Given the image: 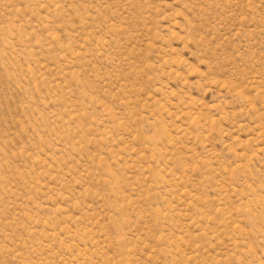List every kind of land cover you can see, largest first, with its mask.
Masks as SVG:
<instances>
[{
    "label": "rangeland",
    "instance_id": "1",
    "mask_svg": "<svg viewBox=\"0 0 264 264\" xmlns=\"http://www.w3.org/2000/svg\"><path fill=\"white\" fill-rule=\"evenodd\" d=\"M0 264H264V0H0Z\"/></svg>",
    "mask_w": 264,
    "mask_h": 264
}]
</instances>
